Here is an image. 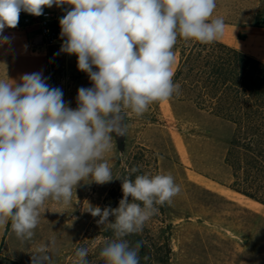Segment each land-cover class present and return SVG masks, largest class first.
<instances>
[{"label": "clouds", "instance_id": "obj_1", "mask_svg": "<svg viewBox=\"0 0 264 264\" xmlns=\"http://www.w3.org/2000/svg\"><path fill=\"white\" fill-rule=\"evenodd\" d=\"M70 5L60 18V52L77 57L78 70L92 86L78 89L75 109L41 72L20 81L0 79V228L10 223L21 242L34 236L46 200L68 204L81 183L121 180L117 208L84 210L107 225L113 239L104 243V264H140L144 242L126 237L144 224L181 189L171 174L114 177L105 154L113 134L126 136V109L142 116L155 102L171 99L177 39L208 44L223 36L225 23L213 18L216 0H0V45L6 28L18 26L21 12ZM55 246V238L51 240ZM49 244L31 253V264H52ZM89 249L75 250L72 264H89ZM147 261L148 257L145 256Z\"/></svg>", "mask_w": 264, "mask_h": 264}, {"label": "rangeland", "instance_id": "obj_2", "mask_svg": "<svg viewBox=\"0 0 264 264\" xmlns=\"http://www.w3.org/2000/svg\"><path fill=\"white\" fill-rule=\"evenodd\" d=\"M216 4L213 18H222L225 23L223 36L217 41L264 63V0H216ZM187 42L178 37L174 46V73ZM62 43L57 39L49 46L55 57L48 61L47 83L61 89L64 101L75 109L78 89L92 84L88 75L78 70L77 57L60 52ZM125 111L126 136L113 134L112 148L104 157L113 176H125L137 167L133 179L145 173L171 174L181 189L171 204L165 203L162 212L144 224L142 232L126 237L129 242L137 238L144 242L140 261L156 264L158 258L161 263L157 264H164V260L166 264H264V214L228 204L201 190L188 177L192 172L214 180L234 127L183 99L152 103L140 117ZM122 197L121 180L114 179L103 185L81 183L68 204L46 200L31 240L17 239L10 221L6 228H0V264H31V253L45 243L51 248L52 264H72L75 250L81 246L93 257L89 264H104L99 252L114 238L113 232L107 225H98L99 217L84 210L89 205L117 208ZM258 207L264 212V207Z\"/></svg>", "mask_w": 264, "mask_h": 264}, {"label": "trees", "instance_id": "obj_3", "mask_svg": "<svg viewBox=\"0 0 264 264\" xmlns=\"http://www.w3.org/2000/svg\"><path fill=\"white\" fill-rule=\"evenodd\" d=\"M173 81L180 89L172 98L190 101L234 127L224 157L230 188L264 206V63L219 41L190 40L181 48Z\"/></svg>", "mask_w": 264, "mask_h": 264}, {"label": "crops", "instance_id": "obj_4", "mask_svg": "<svg viewBox=\"0 0 264 264\" xmlns=\"http://www.w3.org/2000/svg\"><path fill=\"white\" fill-rule=\"evenodd\" d=\"M68 9L70 8H68L67 4L62 7L53 6L45 8L43 14L55 16L58 20V16L61 18ZM57 23L58 41H63L60 36V24L58 21ZM3 35L9 38V42L0 45V79H7L8 76L9 79L19 82L23 74L34 72H41L43 77L47 78L48 61L51 57H55V50L50 49L45 43L35 24L28 26L18 24L15 28H6ZM228 168L223 159V163H218L216 170L219 174L215 175V177L212 176L214 180L209 179L205 175L192 172L188 177L201 190L213 194L226 203L238 208L245 207L248 212L251 210L263 215V209L258 207V205H262L236 193L230 188L232 174L230 168L229 170Z\"/></svg>", "mask_w": 264, "mask_h": 264}, {"label": "built area", "instance_id": "obj_5", "mask_svg": "<svg viewBox=\"0 0 264 264\" xmlns=\"http://www.w3.org/2000/svg\"><path fill=\"white\" fill-rule=\"evenodd\" d=\"M18 24L21 26L35 24L39 34L48 46L54 45L58 39V23L55 16L46 14L33 16L22 12L20 13Z\"/></svg>", "mask_w": 264, "mask_h": 264}]
</instances>
